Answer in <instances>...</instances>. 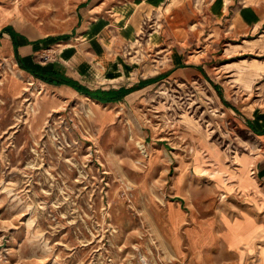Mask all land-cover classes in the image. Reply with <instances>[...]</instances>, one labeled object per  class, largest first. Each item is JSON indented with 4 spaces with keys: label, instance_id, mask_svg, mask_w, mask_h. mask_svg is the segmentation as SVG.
<instances>
[{
    "label": "rangeland",
    "instance_id": "1",
    "mask_svg": "<svg viewBox=\"0 0 264 264\" xmlns=\"http://www.w3.org/2000/svg\"><path fill=\"white\" fill-rule=\"evenodd\" d=\"M58 2L24 0L20 7L48 31H65L75 7ZM201 14L143 18L114 62L124 68L93 81L130 84L159 74L175 41L180 64L203 69L166 74L129 94L130 103L97 105L80 96L53 107L56 94L41 80L1 64L0 264H238L221 253L218 235L227 218L245 213L264 230V183L244 187L257 186L245 120L262 97L264 39ZM155 29L163 45L152 43ZM44 53L38 64L54 66L52 50ZM8 76L11 87L25 83L23 90L12 94ZM180 161L187 174H178ZM205 228L216 239L202 250ZM229 228L231 242L253 233L238 218Z\"/></svg>",
    "mask_w": 264,
    "mask_h": 264
},
{
    "label": "crops",
    "instance_id": "2",
    "mask_svg": "<svg viewBox=\"0 0 264 264\" xmlns=\"http://www.w3.org/2000/svg\"><path fill=\"white\" fill-rule=\"evenodd\" d=\"M23 1L12 0L9 4L8 0H0V66L2 64L9 69L8 62H10L13 67L23 71L26 78L41 80L56 94L57 98L51 102L53 107L58 103L59 98L71 100L80 96L93 99L98 103L97 105L130 103L129 94L151 86L166 74L170 76L178 73L177 75L182 77V73L187 75L196 74L197 70L203 71L202 67L196 64H180L179 55L176 53L179 44L175 41L166 47L171 53L170 62L159 74L130 84L110 86L94 84L93 81L100 80L102 72L111 69L117 72L116 66L119 65L124 68V65L114 62L120 58L125 44L140 33L143 18L178 20V18H199L200 15L203 16L202 12H206V17L213 20L235 21L238 24L237 32L240 34H260L259 39H264V0H125L117 4L114 0H70L69 4L75 7V11L69 13V18L72 20L65 31H48L46 26L34 23L20 7ZM4 3H8L9 11L3 8ZM57 5L64 7L68 5L67 0H61ZM152 35L151 40L154 45L164 44L165 36L162 32L155 29ZM51 50L54 66L39 65V56L44 52L50 55ZM40 68L54 71L58 77L66 75L70 81L69 83L46 81L33 73V69ZM210 79L214 87L219 88L217 82ZM24 84L18 88L11 87L9 76L7 78V88L12 94L22 91ZM133 86L136 88L129 90ZM125 89H127L126 93ZM257 89H263L259 91L262 97H257L256 104L245 120L254 136L249 152L250 173L253 174L257 186L244 187L253 191L258 190V187L264 183V102H261L264 100V79ZM223 101L234 111L237 108L230 102L231 98L224 94ZM112 115L115 117L114 112ZM111 119L108 118L106 121ZM187 168L186 161H180L178 174H187ZM236 218L250 221L253 225V233L246 240L231 242L228 235L229 223ZM236 218H227L223 233L218 235L221 240V253L231 254L238 260V264H263L264 250L259 243L264 241V230L260 227V222H255L253 216L248 213ZM204 233L206 234L198 241V246L202 247V250L208 248L216 239V236L211 234V229L205 228ZM251 259L254 261L249 262Z\"/></svg>",
    "mask_w": 264,
    "mask_h": 264
},
{
    "label": "trees",
    "instance_id": "3",
    "mask_svg": "<svg viewBox=\"0 0 264 264\" xmlns=\"http://www.w3.org/2000/svg\"><path fill=\"white\" fill-rule=\"evenodd\" d=\"M33 73L46 81L53 82V83H69L70 78L66 75H61L60 77L56 76V72L47 70L45 68L40 69H33ZM136 88V86H133L130 89ZM124 92H127V89L124 90Z\"/></svg>",
    "mask_w": 264,
    "mask_h": 264
},
{
    "label": "bare ground",
    "instance_id": "4",
    "mask_svg": "<svg viewBox=\"0 0 264 264\" xmlns=\"http://www.w3.org/2000/svg\"><path fill=\"white\" fill-rule=\"evenodd\" d=\"M3 8L6 10V11H9V8H8V6H6V5H3ZM9 64L11 65V63L9 62ZM17 76L18 77H21L22 76V71L19 69L18 71H17ZM89 100H90V102L93 100V99H90V98H88ZM87 106V105H86ZM87 111H89V109H87ZM245 159V158H244ZM244 159H242L243 160V165H246L247 163H246V160H244ZM255 185V184H254Z\"/></svg>",
    "mask_w": 264,
    "mask_h": 264
}]
</instances>
